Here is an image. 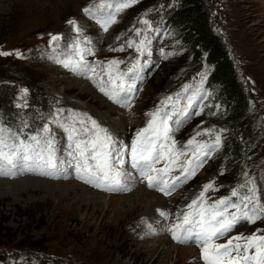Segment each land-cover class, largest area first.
<instances>
[{
	"label": "rangeland",
	"instance_id": "1",
	"mask_svg": "<svg viewBox=\"0 0 264 264\" xmlns=\"http://www.w3.org/2000/svg\"><path fill=\"white\" fill-rule=\"evenodd\" d=\"M96 3L99 0H0V52L12 53L0 56V73L15 74L14 69L18 68H26L23 71H28L27 59L37 51L39 61L33 62L30 67L31 70L39 69L34 77L39 79L36 87L41 92L32 101L30 85L22 84L14 93L1 95L2 114L19 108L25 111V116L14 123L5 119L0 127L11 129L20 136L26 135L27 131H35L29 136L36 135L58 109L65 110L62 116H67L68 110H71L87 113L114 136L130 144L135 132L146 126L149 119L146 113L161 106V102L169 96L174 98L177 107H181L187 103L186 96L199 87L203 90L201 99L196 101V107L190 110L191 114L179 130L173 133L177 148L184 146L198 131L214 129L221 135L220 124L206 111L210 107L205 102L209 95L205 87L209 68L204 66L197 70L196 59L192 54L186 55L183 43L170 33L168 25L151 18V11L158 10L162 20H165L177 1L170 0L167 3L162 0L158 4L147 5L140 0L120 12L117 22L110 26L107 33L102 32L83 12L85 7ZM206 3L212 14L214 27L220 31L251 98L253 115L257 121V138L246 149V156L238 165H242V169L232 167V154L225 147L221 135L219 150L207 159L194 177L170 196L159 195L154 192L156 190L145 187V183L141 182H135L130 191L106 192L76 179L74 169H68V177L61 175L59 178L46 177L35 172L0 176L1 181L7 182L0 184V250L20 258L19 264H26L27 260L32 263L33 258L38 257L66 264H204L198 254L200 249L197 245L174 242L170 234L161 230V225L170 224L173 219L175 221L176 214H182L203 185L212 181L219 190L206 193L211 200L229 196L233 188L243 184L246 179H252L260 200L264 202V186L261 185L264 181V0H206ZM70 19L75 20L84 30V35L93 41L95 55L89 56L88 60L96 65L97 82L100 76L107 80L99 62L124 61L118 66V70H127L137 55L134 49H110L125 45L130 38L139 39L134 29L145 28L140 23L141 19H147L154 29H158L147 32L152 40V55L147 58L151 62L150 66L142 73L149 68L148 77L130 107L114 104L99 91L91 79L75 75L49 59L50 34L64 37L59 42L61 47L66 46L75 36L67 23ZM161 50L165 55H172L165 58ZM17 52L21 54L20 57L16 55ZM79 85H88L91 91L84 93ZM185 85L191 86L188 93L184 92ZM160 88L163 91L159 92ZM22 89L28 90L24 100L19 99ZM17 104L24 106L17 107ZM32 110L38 118V124L33 125L35 130L29 126V121L33 120L30 117ZM109 110L112 112L109 113ZM197 112L198 115L195 114ZM52 127L57 147L60 149L57 155L64 158L67 138L61 130ZM197 140L211 142L208 136L197 137ZM27 177L41 178L57 184L75 182L89 191L90 195L85 197L84 191L70 192L68 188L61 186L29 185L32 180L20 184ZM136 190H146L165 198L163 200H166L167 206L163 204L164 206L157 207L155 211L151 209L154 213L150 215H145L142 210L127 215L126 211L134 208L130 196L138 192ZM95 193H100L102 196L98 197L101 198H92L91 195L96 196ZM75 200H84L85 203V208L79 210L77 217H73L71 212ZM85 209L90 213L88 219L83 218ZM157 209L171 214L167 222L159 216ZM145 216L150 219L148 218L147 223H142ZM155 223L157 231L154 237L148 235L145 241L137 239L138 230L144 226L148 231V225ZM258 230H264V220L255 224L242 223L232 233L247 236ZM156 246V252H151L149 248L154 249Z\"/></svg>",
	"mask_w": 264,
	"mask_h": 264
},
{
	"label": "snow or ice",
	"instance_id": "2",
	"mask_svg": "<svg viewBox=\"0 0 264 264\" xmlns=\"http://www.w3.org/2000/svg\"><path fill=\"white\" fill-rule=\"evenodd\" d=\"M137 2L138 0H99V3L85 7L83 12L102 32L107 33L110 26L117 22V15ZM67 23L75 36L66 46L61 47L59 42L64 37L50 34L49 59L75 75L91 79L99 91L114 104L130 107L131 97L137 91V81L151 63L147 58L152 55V40L147 32L158 29H154L147 19H141L140 23L145 28L134 29L139 39L130 38L125 45L110 49H134L137 55L127 70H118V66L124 61L110 60L106 64L99 62L107 80L100 76L97 82L96 65L88 60L89 56L95 55L92 39L84 35V30L75 20L70 19ZM11 54L0 52V56ZM161 54L165 58L172 55H165L163 50ZM16 55L20 57L21 54L17 52ZM190 87L185 85L184 92L188 93ZM202 91V88H195L186 96L187 103L181 107H177L172 96L166 97L161 106L145 114L149 117L146 126L135 132L130 144L114 136L87 113L71 110H68L67 116H62L65 110L58 109L40 132L27 139H22L20 134L11 129L0 127V176L35 172L59 178L67 175L68 169H74L76 179L106 192L130 191L131 186L139 180L146 183L149 189L170 196L194 177L221 146V135L214 129L196 132L180 148H177L173 138V133L179 130L191 114L190 110L196 107V101L201 99ZM27 92V89H22L19 99L24 100ZM23 106L17 104V107ZM195 114L198 115L199 112ZM52 126L61 130L67 138L64 158L57 155L60 149ZM201 136H208L211 142L198 141L197 137ZM161 162L163 166L157 167ZM174 172L179 174L173 175ZM218 190L214 181L204 184L182 214L177 213L171 224H162L161 230L170 234L174 242L196 244L204 264H264V230L247 236H231L225 243H217L242 223L255 224L264 220V202L259 198L254 180L246 179L243 184L233 188L229 196L209 202L206 193ZM157 212L164 222L169 220L170 213L160 209ZM156 231L155 226L148 225V234H155Z\"/></svg>",
	"mask_w": 264,
	"mask_h": 264
},
{
	"label": "trees",
	"instance_id": "3",
	"mask_svg": "<svg viewBox=\"0 0 264 264\" xmlns=\"http://www.w3.org/2000/svg\"><path fill=\"white\" fill-rule=\"evenodd\" d=\"M165 1L168 3L170 0ZM176 1V5L171 8L165 20H162L158 10L151 11V18L168 25L170 33L183 43L186 55L192 54L196 59L197 70L204 66L209 68V76L206 78L209 95L205 102L210 107L206 111L216 119L222 128L221 135L225 147L232 154V167L242 169V165L240 167L238 165L241 164V159L246 156V149L251 147L257 138V121L253 115L251 98L243 85L235 61L220 31L214 27L212 14L206 0ZM142 2H144L142 4L152 5L162 2V0H142ZM38 61L39 52L36 51L30 54L27 59L28 71H23L26 68H18L14 69L15 74L0 73V96L7 92L14 93L23 84L30 85V96H33L32 101H35L41 94L36 87L39 79L34 77L38 74L39 69L31 70L30 65ZM21 69L22 71H20ZM160 91L163 89L160 88ZM23 116H25V111L19 108L11 109L5 115L0 112V126L5 119L14 123ZM30 117L33 120L29 121L31 122L29 126L35 130L33 125L38 124L35 111H31ZM22 129L24 130V128ZM34 132L27 131L26 136ZM239 172L242 173L241 170ZM263 183L264 181L257 185L264 186ZM19 259L0 250V264H19ZM27 261H25L26 264H66L46 260L42 257L33 258L32 263Z\"/></svg>",
	"mask_w": 264,
	"mask_h": 264
},
{
	"label": "bare ground",
	"instance_id": "4",
	"mask_svg": "<svg viewBox=\"0 0 264 264\" xmlns=\"http://www.w3.org/2000/svg\"><path fill=\"white\" fill-rule=\"evenodd\" d=\"M88 86V85H87ZM87 86H83V85H79V88H81L82 89V91L85 93V92H89V91H91V90H89V88L87 87ZM99 102V101H98ZM101 105L102 106H105V104L104 103H101ZM112 111L111 110H109V113H111ZM130 126V125H129ZM128 126V127H129ZM68 174H70V173H67V177H68ZM72 175V174H71ZM62 176H64V175H62ZM47 177V176H46ZM64 177H66V176H64ZM29 177H27V178H25V180H23V182L21 181V183L20 184H22V183H26L25 181H30V180H32V181H30L31 183H29V185H32V184H36V186H39V185H49L50 187L51 186H61V188L62 187H66V189L68 188V190L71 192V191H84V192H86V194H84V196L85 195H87V197H88V195H90L88 192L89 191H87V190H84L83 189V187L80 185V184H78V183H75V182H63L64 184H57L56 182H52L51 183V181H46V180H43V179H41V178H39V179H37V178H34V177H32V179H28ZM43 182H42V181ZM137 183L139 182V180H137L136 181ZM7 182H4V181H1L0 180V184H6ZM10 183H13V184H17L18 182H10ZM43 183V184H42ZM19 184V185H20ZM23 184V185H24ZM183 185H185V184H183ZM42 187V186H41ZM145 187H147L146 186V183H145ZM88 189V188H87ZM148 189V188H147ZM66 191V190H65ZM136 191H138V192H136L135 194H133V195H131L130 197L132 198L131 199V201H132V203H133V207L134 208H131V209H129L128 211H126V214L127 215H131V214H133V213H135L137 210H142L144 213H145V215H150L152 212H153V210H151V209H154V211H155V209L157 208V207H160V206H164L163 204H165L166 202V200H163V199H165V198H161V197H159L158 195H156V194H154V193H152V192H149V191H146V190H142V191H139V190H136ZM153 191V190H152ZM154 192H156L157 194H159V195H163L161 192H158V191H154ZM176 193V192H175ZM95 195L96 196H93V195H91V197L93 198H101V197H98V196H102L100 193H95ZM82 196V195H81ZM86 197V196H85ZM84 199V198H83ZM78 204L80 205V206H78ZM166 205V204H165ZM167 206V205H166ZM85 208V203H84V200H78V201H74L73 203H72V210H71V212H72V216L73 217H77L78 216V213H80V211L79 210H83ZM166 208V207H165ZM170 209V208H169ZM86 210V209H85ZM161 210H163V209H161ZM172 210V209H171ZM71 212H69V213H71ZM167 212V211H166ZM142 213V212H141ZM154 213V212H153ZM152 213V214H153ZM157 214V213H156ZM89 215H90V213H89V211H87L86 210V212H85V214H84V217L83 218H86V219H88V217H89ZM158 215V214H157ZM143 216V215H142ZM171 216V215H170ZM149 217L147 216H145V217H143V219L141 220V222L142 221H144L143 223H147V221H149V219H148ZM174 220V219H173ZM173 220L172 221H170L171 223L173 222ZM139 221V222H138ZM137 222L138 223H140V220H138ZM136 222V221H135ZM170 223V224H171ZM136 224V223H135ZM134 224V225H135ZM141 224V223H140ZM139 224V225H140ZM131 226V225H130ZM153 226H156V223L153 225ZM134 227V226H133ZM139 227V226H138ZM133 230V229H132ZM152 236V237H154V235L155 234H148V231H146L145 230V227L143 226L140 230H138L137 231V239L138 240H143V241H145L146 240V237H149V236ZM170 238H171V236H170ZM162 238H160V240H161ZM165 241V240H164ZM160 243H162V242H160ZM157 247L158 246H156L154 249H153V247H151V248H149L150 250H151V252L152 251H155L156 249H157ZM156 252V251H155ZM169 255H171V251L169 252Z\"/></svg>",
	"mask_w": 264,
	"mask_h": 264
}]
</instances>
